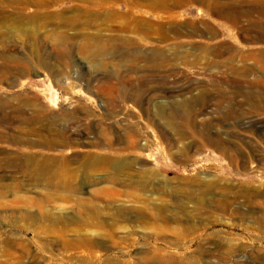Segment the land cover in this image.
Returning <instances> with one entry per match:
<instances>
[{"label": "rangeland", "instance_id": "374dc122", "mask_svg": "<svg viewBox=\"0 0 264 264\" xmlns=\"http://www.w3.org/2000/svg\"><path fill=\"white\" fill-rule=\"evenodd\" d=\"M261 20L264 0H0V264H264V198L202 193L212 170L264 188ZM211 123L247 160H179L193 139L160 131ZM127 126L141 160L98 163Z\"/></svg>", "mask_w": 264, "mask_h": 264}, {"label": "bare ground", "instance_id": "6f19581e", "mask_svg": "<svg viewBox=\"0 0 264 264\" xmlns=\"http://www.w3.org/2000/svg\"><path fill=\"white\" fill-rule=\"evenodd\" d=\"M223 17L226 18V19H233L234 18L233 16H223ZM206 29L208 30V32L210 34H212V31H214L213 29H215V28H212L211 25H209ZM242 29L245 32H247L249 35H252V37H253L252 40H255V41H264V22L262 20L260 22H258V23H251L250 25H248L247 27H243ZM174 30L177 31V28L175 27ZM223 49H221L222 52H223ZM256 55L258 57V60H261V58L259 59V57H264V52L263 53L260 52V53H258ZM245 70H246V68H245ZM259 70H261V69H259ZM232 71L234 73H238V69H236V68H232ZM253 71H254V68H253ZM253 71H251V72H253ZM258 73H260V72H258ZM260 74H261L260 77L262 76L263 77L262 79L264 80V71L261 72ZM255 77H258V76H255ZM262 79L260 81H262ZM232 81L234 82V84L235 83H239L238 79L236 80V78H233ZM209 89H210V87H209ZM219 91H220V89H219ZM129 98L131 100L133 99L132 97H129ZM188 105L189 104L182 102V103L176 104L172 108L173 109H176L177 110L176 112H180L181 116L184 117V116H187L189 114L187 111L189 110V106H191V105H189V106ZM124 107H126V106H124ZM143 109H144V114H145V108H143ZM164 111H165V107L161 106V107H159L156 115L160 118V117H162ZM189 115H191V114H189ZM207 125H208V123H207ZM204 127L206 128V126H204ZM130 128H131V126H127V128H125V132L123 134L120 133V134H117L116 135V141H117L118 145H120V147L118 149H115L112 152H110V155L109 156H103V157L102 156H99L98 157V163H105V164H107V163H120L119 160L125 161L126 160V156H128V155H131L130 157H133L132 159H130L132 162L141 160V155L139 153V150L145 149V143H143V144L139 143L138 137L137 136L136 137L133 136L132 132H134V131L132 129H130ZM203 129H202V131H200V132L197 131L198 133H194V134H190V131L187 132L188 131L187 129H186L187 131L181 130L180 132L177 133V135H178L179 138L178 139H175L173 137L171 131H169L166 128V126H163V125L160 126V131H161V133L163 135V138L167 142H169V145H170V148L171 149H173L174 147H177L178 146V142H179L180 139H188L189 140L190 137L193 139V141L192 142H189L187 145H183L181 148H177V151H175L176 152L175 155L171 153L172 156H176L179 160H182V158L183 159L185 158L187 160L188 158H190L191 153H199V152H202L205 149V147H208V146H210V147L214 148L216 151L222 153L231 163H234V162L237 163V162H239L240 159L241 160H243V159L247 160V157L244 154V151L245 150L242 148V146H240L239 143H232L228 138H224L222 132L215 133V132H212L211 131V129H212V123H211V126H207V129H205V130H203ZM195 137H199L201 139L199 140V139H196ZM235 138H238V137H235ZM130 139L132 141H130ZM110 141H113L112 138H107V137H104L103 138L102 137L101 139H99V141L96 142V145H101V146L108 145V143ZM260 148H261V146H260ZM260 150H257V152L260 151ZM261 152H262V150H261ZM251 153L253 155L254 151H251ZM250 156H248V158ZM131 161L129 162V164H126L127 162L125 161L124 162L125 163L124 165L131 166V164H132ZM46 169H47L46 166H42L40 168V170H46ZM211 170H209V171H211ZM144 171H145V175H148V176H152L153 177V175L155 176V174H156V172L153 169H151L150 167L149 168L148 167H145V170ZM211 174H212L211 175V178H209L208 179L209 181L208 182L206 181L207 183L205 184V186L207 187V188H205L206 189V192H204L202 190L203 191L202 193H204V197H203L204 198V203H206L210 207L217 208V209L222 208V207L223 208H228L231 205H233L234 203H237V200L239 201V199H242L244 203L245 202L246 203H254V199H256V198H258V197H261L262 199L264 198V188H263V186L260 189L259 188L256 189L251 184L252 181L251 182H249V181L248 182L247 181L246 182L243 181V183H245V184H242L241 186L239 185L240 186V187L238 186L239 189H237L235 192H233V196L232 197H229L228 194L230 193L229 190H230V187L231 186L224 184L223 183V182H225L224 181V178L219 177V176L217 177V175L213 173V170H212V173ZM205 178H208V176L205 177ZM202 185H203V183H202ZM231 185H233V184H231ZM215 192H220V195H223L224 196V199H222V198L221 199H217L214 196V193ZM225 192H227V193H225ZM262 204H264V200H263V202H261V205ZM204 206H206V205L204 204Z\"/></svg>", "mask_w": 264, "mask_h": 264}, {"label": "crops", "instance_id": "0c3cea01", "mask_svg": "<svg viewBox=\"0 0 264 264\" xmlns=\"http://www.w3.org/2000/svg\"><path fill=\"white\" fill-rule=\"evenodd\" d=\"M219 14H221L222 16H227L224 12H221V13H219ZM235 13H232L231 15H234Z\"/></svg>", "mask_w": 264, "mask_h": 264}]
</instances>
